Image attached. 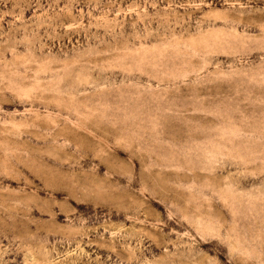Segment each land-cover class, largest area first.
Instances as JSON below:
<instances>
[{
    "label": "rangeland",
    "instance_id": "1",
    "mask_svg": "<svg viewBox=\"0 0 264 264\" xmlns=\"http://www.w3.org/2000/svg\"><path fill=\"white\" fill-rule=\"evenodd\" d=\"M0 264H264V0H0Z\"/></svg>",
    "mask_w": 264,
    "mask_h": 264
}]
</instances>
